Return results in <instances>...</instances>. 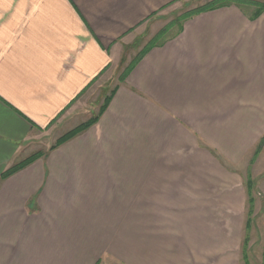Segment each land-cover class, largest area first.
<instances>
[{"label": "crops", "instance_id": "obj_1", "mask_svg": "<svg viewBox=\"0 0 264 264\" xmlns=\"http://www.w3.org/2000/svg\"><path fill=\"white\" fill-rule=\"evenodd\" d=\"M190 1L0 0V264H242L264 12L196 15L117 72Z\"/></svg>", "mask_w": 264, "mask_h": 264}, {"label": "rangeland", "instance_id": "obj_2", "mask_svg": "<svg viewBox=\"0 0 264 264\" xmlns=\"http://www.w3.org/2000/svg\"><path fill=\"white\" fill-rule=\"evenodd\" d=\"M209 0H191L189 3L185 4L181 11H177L175 16L169 17L163 24H161V31H164V34H161L160 38L164 39L172 34L176 33L179 30V21L180 17L185 14L186 12L196 9L198 7H201L208 3ZM246 10H250V12L254 13L255 9L253 7L246 8ZM159 32V33H160ZM158 33V34H159ZM156 34V35H158ZM156 35L153 37L155 38ZM151 38V37H150ZM147 39H144V41L141 44H136V48L132 51H128V56L126 55V63L121 65L119 70L117 71L118 74L120 75L125 68L130 64L129 62L131 60H134L137 55L139 54L140 48L146 45ZM144 48V47H143ZM100 101V102H97ZM94 105V115L97 114L98 111H100V108L102 104L104 103V97H100L99 100H97ZM93 115V116H94ZM87 117V116H86ZM86 117L82 119H86ZM90 119V118H89ZM87 118V121L89 120ZM84 122V120L81 121ZM76 128V127H75ZM75 128H68L64 129L62 131H57L55 132L54 135H47L42 137L39 142L35 145L32 146V152L34 154H43L48 149L52 148L55 144L58 143V141L61 139L63 135L66 133L70 132L71 130ZM31 155V156H32ZM254 177V178H253ZM249 180H256L254 181L255 185L253 188V196H254V216H255V221L254 225L250 234V248L252 251H250V264H262V249L264 246V144H262L258 150L255 151L250 165H249ZM257 183L258 186L260 185L259 189L261 190V193L256 194L255 190L257 189ZM257 191V190H256Z\"/></svg>", "mask_w": 264, "mask_h": 264}, {"label": "trees", "instance_id": "obj_3", "mask_svg": "<svg viewBox=\"0 0 264 264\" xmlns=\"http://www.w3.org/2000/svg\"><path fill=\"white\" fill-rule=\"evenodd\" d=\"M229 6H236L241 9L253 7L255 9L254 13H252L251 18L257 19L259 16L262 15L264 12V0H209L208 3L205 5L198 7L196 9L190 10L183 14L179 19V30L181 29V26L184 21L199 15L201 13L223 8V7H229ZM165 30L160 32L158 35H156L155 38L151 39V41L144 47L143 51L138 54L137 58L133 63L128 65L125 70L122 72L120 81H123L126 76L130 73V71L133 69V67L136 65L138 61L142 59V57L149 52V50L153 47H155L159 41L161 40V34H164ZM111 100V97L106 95L104 97V103L102 104L100 111L98 114L91 117L88 121L82 123L81 125L77 126L75 129L71 130L70 132L66 133L61 137V139L58 141L57 144H55L51 150L57 148L61 144L65 143L66 141L72 139L73 137L83 133L90 127H92L99 119V116L101 113H104V111L107 109L109 102ZM264 144V137L261 139L260 143L258 144L256 150ZM44 154V153H43ZM43 154H34L27 159L17 163L15 166H13L7 173L6 176L11 175L13 173H17L21 171L23 168L27 167L31 163H33L35 160L39 159L43 156ZM5 176V177H6ZM254 181L248 180L246 183V189H247V196H248V202H247V212H246V220H245V226H244V239L243 244L241 247V262L242 264H250V234L254 225L255 216H254V196H253V188H254ZM263 264H264V246H263Z\"/></svg>", "mask_w": 264, "mask_h": 264}]
</instances>
